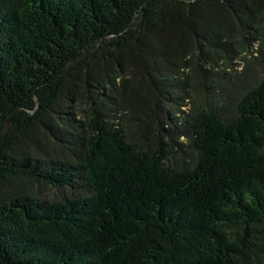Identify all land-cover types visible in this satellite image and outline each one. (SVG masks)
I'll return each instance as SVG.
<instances>
[{
  "label": "trees",
  "instance_id": "16d2710c",
  "mask_svg": "<svg viewBox=\"0 0 264 264\" xmlns=\"http://www.w3.org/2000/svg\"><path fill=\"white\" fill-rule=\"evenodd\" d=\"M0 264H264V0H0Z\"/></svg>",
  "mask_w": 264,
  "mask_h": 264
},
{
  "label": "rangeland",
  "instance_id": "374dc122",
  "mask_svg": "<svg viewBox=\"0 0 264 264\" xmlns=\"http://www.w3.org/2000/svg\"><path fill=\"white\" fill-rule=\"evenodd\" d=\"M238 64L234 66V70L229 71V76L222 80L218 88V104L224 110L222 114L227 116L230 113V107L234 97L244 92L253 85L260 77L261 71L252 56L247 60L236 61Z\"/></svg>",
  "mask_w": 264,
  "mask_h": 264
}]
</instances>
